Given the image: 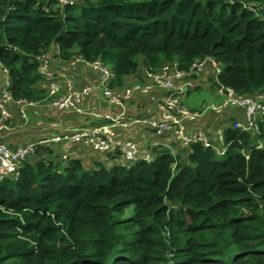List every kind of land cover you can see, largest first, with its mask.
Wrapping results in <instances>:
<instances>
[{"label": "trees", "instance_id": "obj_1", "mask_svg": "<svg viewBox=\"0 0 264 264\" xmlns=\"http://www.w3.org/2000/svg\"><path fill=\"white\" fill-rule=\"evenodd\" d=\"M71 1L0 0V69L7 71L12 100L34 103L25 125L21 119L24 126L49 100L50 82H63V71L74 69L67 78L76 89L98 83L89 67H70L75 56L102 61L116 91L142 67L177 61L189 71L207 57L220 66L216 77L204 73L212 90H264V0ZM43 54L53 78L40 72L37 57ZM201 78L187 76L195 85ZM42 108L49 126L61 121L51 128L56 133L103 122L72 112L59 118ZM235 110L209 112L195 124L211 135L223 128V155L139 125L123 131L151 134L150 162L126 165L116 154L93 150L85 157L70 152L64 160L55 148L75 146L68 142L37 151L16 178L0 181V264H264V116L258 130L242 131L233 127ZM6 134L0 131V142L11 149L39 136L12 142ZM158 142L167 146L153 145ZM131 205L133 215L122 218Z\"/></svg>", "mask_w": 264, "mask_h": 264}, {"label": "built area", "instance_id": "obj_2", "mask_svg": "<svg viewBox=\"0 0 264 264\" xmlns=\"http://www.w3.org/2000/svg\"><path fill=\"white\" fill-rule=\"evenodd\" d=\"M57 1L61 6L72 4L71 0ZM243 5L254 10L252 5L245 3ZM37 60L40 62V72L48 78H53V73L49 70L50 59L48 56L45 54L40 55ZM78 62L89 66L99 74L98 83H88L82 88L76 89L73 82L68 78L63 77L62 83L52 80L48 90L49 100L45 102L44 106L56 110L59 115L68 112L91 115L96 121L103 122L93 126L64 129L59 133L54 130L45 132L37 139L21 144L15 149H11L5 142H0V181L5 178H16L19 169L28 157L39 150L42 152L51 149L54 145L62 142L79 144L95 152L116 154L117 157H121L126 161V165L140 159L150 162L152 159L151 152L146 148H140L134 140L125 138L121 133L122 130H127L135 125L153 129L157 135L170 132L175 140L183 146L200 142L205 147L213 148L219 155H223L225 152L223 128L216 126L213 135L198 129L194 124L203 116V111L187 108L180 99L183 90L188 87L192 88L194 85L193 81L187 79L189 74H202L208 71L214 77L219 74L220 66L212 58L207 57L195 61L189 71L180 70L177 61L164 63L156 69L144 67L145 80L130 84L121 91L109 87L108 83L112 72L102 61L89 62L81 56H75L70 61L71 65ZM6 74L7 71L4 70L5 77ZM7 87L8 80L6 79L5 88L1 91L0 96L2 114L0 131L8 128L6 121L12 118V112L8 108L11 102L17 106V112L24 120H27L28 108L34 106V103L23 99L13 101ZM98 87L102 89L105 100L120 107H123L124 101L130 99L134 94H146L154 98L155 91H161L163 92L159 96L161 112L158 117H139L127 115L123 108L119 113L112 114L100 113L94 109L82 107L83 100L91 98L93 91ZM216 93L225 96V100L219 104H212L208 107L210 110L219 114L228 107L237 108L244 116V120L236 118L233 127L242 131L258 130L257 119L264 116V90L254 95H242L236 93L230 87L219 86L216 88ZM55 126L61 127V121L48 126V129ZM159 144L164 147L167 146L164 142L154 143L153 145ZM257 147H260V145ZM68 156L69 152H63L61 159L65 160Z\"/></svg>", "mask_w": 264, "mask_h": 264}, {"label": "crops", "instance_id": "obj_3", "mask_svg": "<svg viewBox=\"0 0 264 264\" xmlns=\"http://www.w3.org/2000/svg\"><path fill=\"white\" fill-rule=\"evenodd\" d=\"M77 64H82L84 66H87V65H85V64H83L81 62H78V63H76L74 65H71V63L69 62V65H70L71 68L75 67ZM87 67H89V66H87ZM72 70H70V69L69 70H65L60 75H62V77L67 78V76H69L68 74H74L75 73L74 69H72ZM92 71L95 74H97V72H95L94 70H92ZM3 73H4V71H3ZM142 75L144 76V67H142V69L140 68L136 74L126 77L125 80H124L125 84H127V86H128V85H130V84H132L134 82H137ZM199 75L203 76V78H201L198 81L197 85H203V86L206 85L207 87H210V85H209V83L207 81V78L204 77V73L199 74ZM138 82H142V81H138ZM90 83H92V82H90ZM95 84H97V83H95ZM194 86H195V84H194ZM189 89H190L189 87L187 89H184L183 90L184 91L183 94L185 92L187 93ZM156 93L161 94V91H157ZM144 95H146V94H144ZM158 96H160V95L157 94V96L155 95L154 98L151 97L152 99L151 98L149 99L147 97L143 98V96H140L139 93L138 94H134L130 99H128V100H130V102L128 100H125L124 103H123V107H120V106H115L114 104H111L107 100H105L103 95H102V93H101V91L97 88V89H95L93 91V94H92L91 98H85L83 100L82 107L88 108V109H94V110H96L97 112H100V113L106 112V113L116 114V113H119V111H121V108H123L126 111L127 114H134V113H137L139 111L148 112V113L156 112L157 114H159L161 112V109H160V100H159ZM132 98H134V99L131 100ZM200 111H203V116L200 117V118L207 117V115L210 114L209 112H213L209 108H205V109H202ZM213 113H215V112H213ZM216 114H218V113H215L214 115H216ZM222 114L219 113L218 115L220 116ZM59 118H60V116H59ZM232 118H235V119L236 118H238V119L240 118L242 121L244 120V116L238 110L234 111V115L232 116ZM27 119H28V116H27ZM26 123H27V120H25V122L23 124H26ZM61 126H62V123H61ZM49 131H53V130H51V128H50V129H47L46 132H49ZM121 133L123 134V136L125 138L129 137L130 139H133V140L137 141L138 143H140L141 144L140 148H146V145L150 142V140L154 139L151 136V134H149L148 132L144 131L143 128H135L132 132H130L128 134L124 133V131L122 130ZM40 135H42V134H40ZM59 144L54 145L53 148L55 146H58ZM55 150L56 151L58 150L61 153L69 152V154H70V152H72L71 153L72 155L79 156V157L88 156L87 154L90 153V151H88L89 149L84 148L83 146H81L79 144H76L75 146H73L70 149L68 148V145L63 144V145H61L59 147V149L55 148ZM148 150L150 151V149H148Z\"/></svg>", "mask_w": 264, "mask_h": 264}, {"label": "rangeland", "instance_id": "obj_4", "mask_svg": "<svg viewBox=\"0 0 264 264\" xmlns=\"http://www.w3.org/2000/svg\"><path fill=\"white\" fill-rule=\"evenodd\" d=\"M5 81L6 77L2 70L0 69V91H2L5 88ZM98 89L102 93V89L98 87ZM181 102L184 106H186L189 109L192 110H202L205 108L210 107L212 104H219L225 100V96L218 95L215 90L210 89V87H207L206 85H195V87L191 88L187 93L185 92L180 96ZM16 106L15 104H13ZM44 107V106H42ZM41 106H38L37 108H41L37 110V114H34V111H31V115L33 119H30L31 125L24 126L21 123V116L17 112V106L14 111V108L9 109L10 112H12V120H14V117L17 116L16 120L12 123H9V126L7 128V134L5 135V138H7L9 141L12 140V142H24L27 139L33 138L36 135L43 134L47 131L50 119H48V115L45 113V115H42V108ZM30 110L34 109V107L28 108ZM45 109H47L45 107ZM40 111V115H39ZM28 113V112H27ZM39 115V118H38ZM28 116V115H27ZM61 116V115H59ZM10 119V120H11ZM53 120V119H52ZM38 122L37 125L36 123ZM13 124V125H12ZM39 126V127H38ZM134 207L133 205L129 206L124 214L122 215V218H128L131 215H133Z\"/></svg>", "mask_w": 264, "mask_h": 264}]
</instances>
